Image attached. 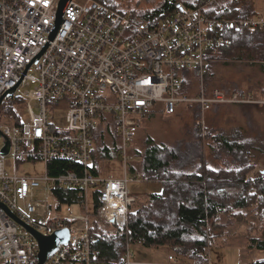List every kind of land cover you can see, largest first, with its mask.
<instances>
[{
  "label": "built area",
  "instance_id": "1",
  "mask_svg": "<svg viewBox=\"0 0 264 264\" xmlns=\"http://www.w3.org/2000/svg\"><path fill=\"white\" fill-rule=\"evenodd\" d=\"M59 1L0 0V203L7 209L0 206V264L37 262V241L12 215L43 235L69 228L68 243L45 264H134L129 243L122 263L97 259L91 247V193L96 191L100 203L98 219L112 220L118 228L127 226L135 202L127 187L132 178L126 173L105 179L90 170L93 133L102 114H111L116 122L119 155L127 171L136 118L156 103L169 114L197 104L199 124L215 106L264 105V99L247 93L205 86L207 53L226 48L236 30L263 29L264 14L210 16L177 1L169 17L150 26L133 11L108 2L71 0L50 39ZM188 75L195 78V94L184 91ZM7 100L11 104L5 110ZM64 107L66 126L58 129L50 113ZM51 160L76 167L50 175ZM36 161L43 164V172L20 171L21 164ZM57 185L77 189L83 214H73L75 204H69L64 217L48 202ZM169 260L182 264L172 256Z\"/></svg>",
  "mask_w": 264,
  "mask_h": 264
},
{
  "label": "trees",
  "instance_id": "2",
  "mask_svg": "<svg viewBox=\"0 0 264 264\" xmlns=\"http://www.w3.org/2000/svg\"><path fill=\"white\" fill-rule=\"evenodd\" d=\"M99 1L108 2L122 11L126 10L109 0ZM177 1L188 7H199L205 15L210 16L251 17L258 13L255 0H164L150 11L135 14L140 20L153 26L170 16ZM229 53L233 54L231 59L238 62L264 61V29L236 30L230 34V43L226 48L211 49L206 55L208 74L205 77L206 90L219 88L226 93H247L253 98L264 99V94L262 96L252 90L244 91L236 85H214L213 67ZM191 79L189 75L185 78L184 91L195 94L196 87ZM156 106L158 105L154 104L150 109L144 110L136 118V126L146 114L154 115ZM158 107L160 111L164 110L163 106ZM182 109L194 111L196 114L199 112V106L193 104L182 105L175 113ZM15 123H20L19 115H16ZM211 136L213 139L209 144L215 154L218 155L221 151L232 158V165L228 168L208 165L201 154L199 141L189 143V149L181 153L177 147L155 143L151 137H147L145 148L142 151L134 150L130 154L137 157L138 162L132 160L131 163L136 165L130 163L127 170L139 179L160 182L162 190L143 197L140 205H130L125 228L114 227L109 221L98 219L100 203L96 191L91 193L88 232L97 259L122 263L126 243L130 246L132 243H139L145 247L168 246L180 259L184 258L193 264H208V220L213 219L212 228L216 226L215 222L220 215L246 222L247 209H253L256 218L264 217V169L250 175L253 169L250 163L252 156L236 134L218 133ZM93 139L90 170L94 175L101 176L99 160L112 156V150L119 154V135L111 114H102ZM107 140H110L113 147L108 146ZM47 167L50 175H57L76 165L68 161L51 160ZM201 182L205 184L203 190L199 189ZM223 186L235 187L237 190L224 192L221 190ZM134 197L135 200L138 199ZM52 198L51 204L60 214L63 205L80 206L83 201L77 189L59 185L52 189ZM103 225L113 226L115 229L105 231L102 229ZM249 240L250 248L264 251V238L253 236ZM248 264H264V258Z\"/></svg>",
  "mask_w": 264,
  "mask_h": 264
},
{
  "label": "rangeland",
  "instance_id": "3",
  "mask_svg": "<svg viewBox=\"0 0 264 264\" xmlns=\"http://www.w3.org/2000/svg\"><path fill=\"white\" fill-rule=\"evenodd\" d=\"M75 3L83 4L86 0H73ZM164 0H109L115 3L117 7L126 10H132L136 14L144 13L158 7ZM193 1V0H190ZM255 7L258 13H264V0H255ZM264 29V28H263ZM233 54H227L226 57L219 61L213 67L214 77L212 82L214 85L225 86L236 85L239 88L252 90L257 95L264 94V61L252 62L249 60L234 61L231 59ZM255 57V56H254ZM257 58V57H256ZM256 61V60H255ZM192 83L196 86L195 78L192 77ZM206 83V82H205ZM263 96V95H262ZM10 100H7L3 109L10 106ZM162 106L160 103H156ZM193 105V104H189ZM156 106L154 115L146 114L137 125L135 137L129 144L130 154L134 150L142 151L146 146V138L151 137L155 143H162L169 146L177 147L181 153L189 149V143L200 142V151L205 162L215 168H228L232 165V158L226 153L219 151L218 155L215 150L210 147L212 136L218 133L232 134L240 138L248 148L252 156L250 163L253 166L250 175L260 169H264V105L263 104H237V105H221L213 108L205 115L204 124L197 122L200 113L182 109L173 114L160 111ZM65 110L66 108L53 110L50 113L51 123L58 129H65ZM211 134V135H210ZM198 135V136H197ZM109 147L110 140H107ZM132 160L138 162L137 157ZM100 164V165H99ZM136 165V163H131ZM254 164L256 166L254 167ZM102 178H120L126 173L128 178H132L127 183L129 192L138 197L135 204L143 202V196L152 192H160L162 184L157 181H146L136 177L129 170L125 171L119 154L112 150V156L99 160ZM138 167V166H137ZM20 171L26 173L43 172V164L39 161L35 163L26 162L19 167ZM201 185V186H200ZM199 187L204 188V182L199 183ZM224 192H233L237 189L231 186H223ZM141 198V199H140ZM48 202H52V196L47 198ZM92 204L91 197L88 207ZM73 214H83L79 206L73 205ZM62 216L67 217L66 205H63ZM246 222H238L227 215H220L217 219L216 226L212 228L213 219L209 220L206 227L208 230V263L209 264H241L244 258L257 259L264 256V251L249 250L247 245L250 238H264V217L256 218V212L252 209L245 211ZM102 229L111 231L113 226L103 225ZM210 237V238H209ZM167 247L168 249L170 247ZM161 249V248H160ZM171 249V248H170ZM131 250L134 251L132 246ZM167 252V250H164ZM182 264H193L182 258L178 260ZM79 264V263H73Z\"/></svg>",
  "mask_w": 264,
  "mask_h": 264
},
{
  "label": "water",
  "instance_id": "4",
  "mask_svg": "<svg viewBox=\"0 0 264 264\" xmlns=\"http://www.w3.org/2000/svg\"><path fill=\"white\" fill-rule=\"evenodd\" d=\"M71 0H60L57 7V20L55 22V27L53 31L51 32L50 39H52L55 36L56 30L58 28V25L60 24L62 20V15L64 12V9L66 8L67 4ZM14 91L13 89H10L7 93L8 95H11ZM3 153L8 152V144L6 147L2 150ZM0 206L6 207L0 203ZM7 210V209H6ZM13 218L23 227H25L28 232L34 237V239L37 241L38 244V251H37V262L36 264H45L47 260L53 256L54 252L63 244L68 243L70 239V231L68 227L61 228L58 230H55L51 234L43 235L37 231H35L32 227L26 226L22 221L17 219L14 215H12ZM113 222L112 220L110 221Z\"/></svg>",
  "mask_w": 264,
  "mask_h": 264
},
{
  "label": "crops",
  "instance_id": "5",
  "mask_svg": "<svg viewBox=\"0 0 264 264\" xmlns=\"http://www.w3.org/2000/svg\"><path fill=\"white\" fill-rule=\"evenodd\" d=\"M199 189L203 190L204 188L199 187ZM145 196H143V197H145ZM248 245H247V248H249V250L252 251V248H250ZM132 246L134 248V251L131 250L132 259L135 262L134 264H169L170 262H172L171 260H169V256H172L176 260H180V258L178 256H176L170 248L168 249L167 247H164V246L145 247L139 243H132L130 246V249L132 248ZM164 250H167V252H165ZM253 250H255V249H253ZM262 258H264V256L261 258H257V259L256 258L255 259L244 258V260H243V262H241V264H248L252 261H256V260L262 259Z\"/></svg>",
  "mask_w": 264,
  "mask_h": 264
}]
</instances>
